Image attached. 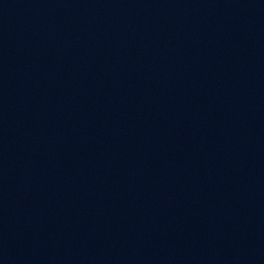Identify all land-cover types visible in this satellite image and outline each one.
<instances>
[{
  "label": "water",
  "instance_id": "obj_1",
  "mask_svg": "<svg viewBox=\"0 0 264 264\" xmlns=\"http://www.w3.org/2000/svg\"><path fill=\"white\" fill-rule=\"evenodd\" d=\"M0 264H264V0H0Z\"/></svg>",
  "mask_w": 264,
  "mask_h": 264
}]
</instances>
